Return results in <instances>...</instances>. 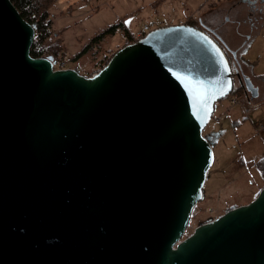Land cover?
<instances>
[{
  "label": "water",
  "instance_id": "1",
  "mask_svg": "<svg viewBox=\"0 0 264 264\" xmlns=\"http://www.w3.org/2000/svg\"><path fill=\"white\" fill-rule=\"evenodd\" d=\"M34 38L0 0V264H264V188L184 237L235 87L217 41L163 26L85 76L32 57Z\"/></svg>",
  "mask_w": 264,
  "mask_h": 264
},
{
  "label": "rangeland",
  "instance_id": "2",
  "mask_svg": "<svg viewBox=\"0 0 264 264\" xmlns=\"http://www.w3.org/2000/svg\"><path fill=\"white\" fill-rule=\"evenodd\" d=\"M228 2L232 0H56L50 7L52 25L47 45L53 47V53H60L57 67L62 64L63 69H78L86 76L116 53L127 37L133 40L146 24L184 23L213 8L223 9ZM258 19L261 23L250 33L253 40L243 57L250 62L253 76L262 80L264 16ZM116 24H121L116 35L86 49L97 33ZM255 85L261 87L258 98L245 94L238 100H221L215 105L204 130V135L214 139L215 159L204 197L193 211L184 237L232 206L248 204L261 191L263 182L256 162L264 157V133L257 132L258 126L264 125V84Z\"/></svg>",
  "mask_w": 264,
  "mask_h": 264
},
{
  "label": "flooded vegetation",
  "instance_id": "3",
  "mask_svg": "<svg viewBox=\"0 0 264 264\" xmlns=\"http://www.w3.org/2000/svg\"><path fill=\"white\" fill-rule=\"evenodd\" d=\"M228 3L223 9L213 8L197 16L191 26L205 32L221 46L233 69L235 87H242L241 84H246L249 79L250 84L261 92V87L255 84H264V81L253 76L250 62L243 54L252 43L250 33L261 23L259 15L264 16V0H232ZM246 91L243 89V95ZM248 93L252 97V93Z\"/></svg>",
  "mask_w": 264,
  "mask_h": 264
},
{
  "label": "trees",
  "instance_id": "4",
  "mask_svg": "<svg viewBox=\"0 0 264 264\" xmlns=\"http://www.w3.org/2000/svg\"><path fill=\"white\" fill-rule=\"evenodd\" d=\"M11 1L15 5L17 10L19 11L21 16L27 22H29L35 29V38H34L33 45H32L31 50H30L31 56L34 58L50 57L53 59V61L56 64H58L61 60V59H59L60 53H57V52L53 53L51 51L53 47H49L47 45V41L50 37V27L52 25V20L50 17V7L56 0H11ZM178 24L176 23L175 25H178ZM185 24L186 25L187 24L192 25V20L189 19ZM119 27H121V24L112 25V26L106 28L104 31L97 33L95 35V37L93 38V40L88 44L86 49L91 47V45L94 42L100 41V43H102L105 41L107 36L116 35ZM127 36H128V33L125 32V37H127ZM132 41H133L132 39H129L127 37V39L124 42V45L121 48L129 45L130 43H132ZM60 49H62V48H60ZM114 54L115 53L106 57V59H104L102 65L99 66V69H96V70L88 73V75H86V76H91L94 73L101 70L110 61V59L114 56ZM76 70L80 73V71L78 69H76ZM260 77L262 78V80H264V75H260ZM243 93H244L243 89L241 87L236 86V87H234V90L231 93V95L225 99H222V100H226V99H230V101H233L235 99L238 100V99L243 97ZM263 102H264V100H263ZM206 136H211V135L207 134ZM213 141H214V139H213ZM256 167L258 168L260 176L262 178V182H263V185L261 187V190H262L264 188V157L256 162ZM259 192L256 194V196L259 194ZM235 207H237V205L232 206L230 209L235 208ZM212 219H214V217L208 219L207 221L212 220ZM207 221H205V222H207Z\"/></svg>",
  "mask_w": 264,
  "mask_h": 264
},
{
  "label": "snow or ice",
  "instance_id": "5",
  "mask_svg": "<svg viewBox=\"0 0 264 264\" xmlns=\"http://www.w3.org/2000/svg\"><path fill=\"white\" fill-rule=\"evenodd\" d=\"M224 68H225V71H229V68L226 62H225ZM189 83L191 85L189 90L192 92L195 101L200 104H205L207 100V91L204 88V86L202 84H191V81H189ZM228 84H229V87H231L230 80Z\"/></svg>",
  "mask_w": 264,
  "mask_h": 264
},
{
  "label": "built area",
  "instance_id": "6",
  "mask_svg": "<svg viewBox=\"0 0 264 264\" xmlns=\"http://www.w3.org/2000/svg\"><path fill=\"white\" fill-rule=\"evenodd\" d=\"M180 24H185L184 23H180ZM165 26L164 24H155V23H148L146 24L143 29L138 32L134 37H133V40H137L139 38H141L143 35H145L146 33L154 30V29H157V28H160V27H163ZM63 65L61 64L60 66L57 67V64H55V69H63ZM66 69V68H65ZM257 132L258 133H264V125H259L258 128H257Z\"/></svg>",
  "mask_w": 264,
  "mask_h": 264
},
{
  "label": "bare ground",
  "instance_id": "7",
  "mask_svg": "<svg viewBox=\"0 0 264 264\" xmlns=\"http://www.w3.org/2000/svg\"><path fill=\"white\" fill-rule=\"evenodd\" d=\"M149 33V32H148ZM148 33H146L145 35H143L141 38H139V39H137V40H133V42L132 43H134V42H136V41H138V40H140V39H142V38H144ZM131 44V43H130ZM236 78V77H235ZM237 93V92H236Z\"/></svg>",
  "mask_w": 264,
  "mask_h": 264
},
{
  "label": "crops",
  "instance_id": "8",
  "mask_svg": "<svg viewBox=\"0 0 264 264\" xmlns=\"http://www.w3.org/2000/svg\"><path fill=\"white\" fill-rule=\"evenodd\" d=\"M258 86V85H257ZM258 87H260V86H258ZM259 95H260V92L258 93V96H257V98L259 97Z\"/></svg>",
  "mask_w": 264,
  "mask_h": 264
}]
</instances>
